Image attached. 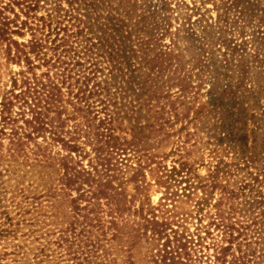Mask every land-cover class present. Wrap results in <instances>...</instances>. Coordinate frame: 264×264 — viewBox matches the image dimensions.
Segmentation results:
<instances>
[{
	"label": "trees",
	"instance_id": "trees-1",
	"mask_svg": "<svg viewBox=\"0 0 264 264\" xmlns=\"http://www.w3.org/2000/svg\"><path fill=\"white\" fill-rule=\"evenodd\" d=\"M51 1L0 0V5L4 4L0 6V40L7 43L5 44L7 56L11 57L12 61L16 59L14 63H25L28 68V72L22 74L20 79L23 91L1 101L0 159L7 157V164L0 169V244L2 243L0 246L5 250L9 248L10 252L3 251L0 254V261L5 256L16 257L20 253L21 261L28 255L25 242L35 237V233H39L41 229L52 227V223L44 224V228L39 226L42 215L41 206L39 208L41 198H46L47 201L49 199L66 201L64 210L68 209V213H63V208L60 206L55 208V214L61 212L65 220L59 228L54 224L52 229L39 234L36 241L39 243L38 252L34 255L33 250L30 251L36 261L32 264L62 262L111 264L105 245L101 243L102 239L95 234V231L107 223L108 231H113V238L116 235L114 230L128 228L127 224L123 225L120 222V219L125 214L131 213L139 216L141 224L132 223L133 226L136 225V229L127 232L126 249L130 253L142 238L156 239L157 245L153 249L155 264H248L252 260L264 259V164L257 163L255 158L248 160L239 157L240 153L234 152L236 147L228 146L224 150L226 154L235 153L239 157L237 160L224 161V156L220 155L215 165L211 163L208 166L205 176H200L192 165L186 162L180 163L177 171L172 168L174 175L181 176L179 184L186 185L184 190L188 191L187 200L194 202L195 214L189 212L184 215L187 218H195L199 224L202 222V217L208 220L206 226L196 227V235L172 232L173 236L170 240V235L166 233L168 228L155 220L156 216L151 209L145 208L140 202L139 208L132 210L135 199L132 196L128 198L123 178L117 177L118 170L114 169L111 161L115 156L120 155V151L125 152L132 142L116 134L113 123L117 121L116 116L119 113L125 114L122 107L129 103L125 98L128 96L130 102L133 101V92L130 93L126 85L130 84L127 75L132 72V68H135V57L131 56L125 62L116 56L117 54L115 55L113 35H107V30L102 32L101 26L105 29L106 25L101 24L99 14L93 13L94 17L90 16L86 19L80 14L82 10L80 4L86 7L92 6V9L96 10L94 4L88 3V0H63L66 9L59 6L56 10L45 9L46 17L37 16V12L44 9L45 5L52 4ZM56 1L59 0L53 3ZM6 9L12 11L13 19L4 18ZM15 10H18V13H15ZM49 11L56 13L54 20L53 17L51 19ZM19 16L24 17V20L18 22ZM159 20L162 24H155L153 30L148 31L150 34L148 38L141 39L136 49L137 53L141 52L145 55L143 60L148 69L144 79L145 81L156 79L157 83L160 74L170 69L171 63L178 60L180 71H183V77L185 76L187 80H181L183 89H180L174 99L171 96L173 94L156 84V89L147 96L144 105L149 109L157 106L160 111L159 122L152 125L153 130L160 137L157 146L170 143L172 137L181 133H184L182 140L186 144L195 136V133L190 132L186 127L187 124L196 119L201 120V117L196 114L186 125L181 124L176 130L172 128L179 118H189L191 108L185 105L187 103L183 102L182 97L185 98L186 90L191 88L188 82L193 79V75L192 71L185 69V64L178 58V53L162 45L161 39L168 34V28L160 32V38L159 28H165L166 23L169 25L170 22L168 18ZM11 24L19 31L25 29L30 31L32 38L26 44L11 42L8 38ZM35 32L40 36H44L45 32L46 35L51 36L53 32L55 35V41H51L54 43L52 49L54 62L50 65V70L56 69V71L39 78L31 73V69L29 70L32 66L31 55L39 57L47 40L36 39ZM60 33L62 35L58 38ZM19 34L23 35L20 32ZM74 44L79 46L78 50ZM11 48L14 49L12 55ZM59 49L61 51L58 53ZM65 57L67 60L71 57L74 61L72 67H78L74 72L77 78L72 84L74 94L70 91L66 99L62 87L71 77L72 69L65 78V69L60 74L56 73L59 68H63V65H69L63 61ZM29 73L31 77L27 76ZM169 80L167 84H170ZM16 82L14 79V88ZM122 99L125 101L123 104L127 105L119 103ZM13 100L14 103L21 102L20 106L31 113V118L24 120L26 127L24 129L11 126L16 124L11 117ZM177 101L182 102L177 104ZM95 102L99 103L100 111L93 110ZM65 104L71 108V112L63 118L62 115L66 113ZM181 105L184 106V110L180 113L178 106ZM99 113H102V116L99 117ZM164 115L168 116L165 121ZM165 124H168L167 127L171 132L165 129ZM7 125L11 126L9 133L5 132ZM39 138L42 139V144L37 142ZM3 139H7L5 154H3ZM81 139L93 146L94 157L90 158L88 168L82 164V160L89 155L84 147L79 145ZM178 140L175 143H180ZM177 144L176 148L179 147ZM55 145H59L64 154H52V147ZM13 158H17L21 167L31 170L26 171L24 177L28 175L27 173L32 174L36 167L46 169L48 163L50 166L51 162H54L59 174L57 185L54 187L44 185L42 193L36 194L30 190L29 184L24 187L23 183L18 182L12 192L14 195L10 198V206L4 205L8 190L7 178L9 175H16L10 170ZM156 158L159 156L150 154L151 163H155ZM44 164L45 166H42ZM210 167L213 169L210 170ZM38 175H41L40 172ZM131 180L136 184L135 191L143 189L139 184L144 180L143 170L133 173ZM216 194L218 198L214 201ZM8 207L15 208L14 216H11ZM43 218L46 216L43 215ZM107 218L108 221L105 220ZM37 227L40 229L37 230ZM212 227L218 232L215 236L210 231ZM201 233L204 234L203 237ZM55 234L56 237L53 238ZM47 237L50 238L46 240ZM39 239L46 241L40 242ZM17 240H23V245L16 244ZM162 240L164 241L160 244ZM206 240H209V243H206ZM206 250H212V254L206 253ZM99 251L102 253L99 254Z\"/></svg>",
	"mask_w": 264,
	"mask_h": 264
},
{
	"label": "rangeland",
	"instance_id": "rangeland-1",
	"mask_svg": "<svg viewBox=\"0 0 264 264\" xmlns=\"http://www.w3.org/2000/svg\"><path fill=\"white\" fill-rule=\"evenodd\" d=\"M53 1L55 0L51 1L52 4H47L44 9L39 10L37 16L46 17L45 9H66L63 0L55 3ZM88 3L94 4L96 10H93L92 6L86 7L84 4H80L82 9L80 14L85 16V19L90 16L94 17L93 13L100 15L101 24L106 25L105 29L101 26L102 32L107 30V35H113L115 55L117 54L116 56L125 62L131 56L135 57V68H132V72L127 75L130 84L129 86L126 85L129 92H133V101L130 102L128 96L125 98L129 102L128 105L123 104L125 102L123 99L119 100L120 104L127 105L122 107L125 114L119 113L116 116L117 121L113 123L116 134L132 142L125 152L120 151V155L115 156L111 161L114 169L118 170L117 177L123 178L128 198L132 196L135 199L132 210L138 209L140 202L144 204L145 208L151 209L156 216L155 220L159 224H165L164 227L168 228L166 233L170 235V240H172V232L196 235V227L206 226L208 220L202 217V222L199 224L195 218H187L184 215L189 212H192V215L195 214L194 202L187 200L188 191L184 190L186 185L184 183L179 184L181 176L174 175L172 168L174 167L177 171L179 164L186 162L192 165L200 176H205L208 166L211 163L215 165L220 155L224 156V161L237 160L242 157L248 160L255 158L257 163L264 164V0H88ZM0 6H4V4ZM15 13H18V10H15ZM48 13L54 20L56 13L53 11ZM153 13L154 15H152ZM3 16L10 20L13 19V13L10 9L4 10ZM163 18L166 20L168 18L170 24L166 23L165 28H159V38L160 32L168 28V34L161 39L162 45L178 53V58L185 64V69L192 71L191 74L193 75V79L188 82L191 88L186 90L185 98L182 97L183 102L187 103L185 105L191 108L189 118H179L172 129H178L181 124L186 125L189 119L194 118L196 114L201 117V120L196 119L187 124L186 127L189 131L195 133L189 143H183L184 133H181L179 136L172 137L170 143L157 146L160 137L153 130L152 125L159 122L160 111L157 106L149 109L144 105L147 96L152 94L157 84L158 87L163 86L165 91L173 94L171 96L174 99L180 89H183L181 80H187L185 76L183 77V71H180L181 66L178 60L171 63L170 69L160 74L157 83L156 79L153 81H145L144 79V74L148 69V67L146 69L143 60L145 55L141 52L137 53L136 49H138L140 40L148 38L150 35L148 31L153 30L155 24L160 23L159 19ZM22 20L24 17L19 16L18 22ZM8 32L9 37H7L10 41L17 44H26L32 38L30 31L26 29L19 31L12 27V24L9 26ZM19 32L23 35L21 36ZM46 34L45 32L44 36H40L38 32H35L36 39L47 40L43 53L39 57L31 55L32 66L29 70L31 69V73H34L38 78L47 73L53 74L56 71V69L50 70V65L54 62L52 51L54 43L51 41H55V35L54 32L51 33V36ZM61 35L62 33L58 38ZM5 44L7 43L0 40V112L3 98L10 99L11 95H17L23 91L20 79L22 74L28 72L25 63H14L16 59L12 61V58L7 56ZM74 47L76 50L79 48L76 44ZM163 49L165 50L164 47ZM11 50L12 55L14 49L11 48ZM60 51L61 49L58 50V53ZM63 61L69 65H63V68L58 69L57 74L65 69V78L69 74V70L72 69L71 77L66 80L62 87L66 99L70 91L74 94L72 84L77 78L74 72L78 70V67H72L74 61L71 57L69 60L65 57ZM56 64L58 65V63ZM27 76L31 77V74L29 73ZM14 79L17 81L15 88ZM168 80L170 84H167ZM172 98L171 100H173ZM14 102L15 100H13V107L11 108V117L16 121V124H11V126L24 129L26 128L24 120L30 119L31 113L25 107L20 106L21 102ZM179 102L182 101H177V104ZM178 107L181 113L184 106ZM100 108L99 103L95 102L93 110L100 111ZM125 108L127 109L125 110ZM65 109L66 113L62 115L63 118L71 112V108L67 104H65ZM100 116L102 113H99ZM167 117L164 115V121ZM71 125L72 123H70ZM11 126L7 125L5 132L9 133ZM167 126L168 124H165V129L171 132ZM176 140L180 143H175ZM37 142L42 144V139H37ZM80 142L79 145L84 147L89 155L82 160L83 166L88 168L90 158L94 157L93 146L84 142V139H81ZM2 143L3 154H5L7 139H3ZM82 143L87 145H82ZM176 144L179 146L178 148H176ZM228 146L236 147L234 152L240 153L239 157L233 152L226 154L225 150ZM217 148L218 152L216 153ZM51 153L64 154L59 145L53 146ZM150 154L159 156L155 159V163H151ZM6 160L7 157L0 159V169L7 164ZM12 160L10 170L16 175H9L7 178L9 181L6 186L8 190L3 202L4 205L10 206V198L14 195L12 192H14V187L18 182L23 183L24 187L29 184L30 190L36 194L42 193L44 185H53V187L57 185L59 174L54 162H51L50 166L48 163L46 169L36 167L32 174L27 173L28 175L24 177L25 172L31 170L24 166L21 167L17 158ZM141 169L144 180L140 181L139 184L143 186V189L135 191L134 186L136 184L131 180V177L133 173H138ZM209 169L212 170L213 167ZM38 172L42 176L38 175ZM17 193L19 192L17 191ZM73 195H75L74 192ZM217 198L218 194L214 195V201ZM39 202H41L39 208L41 206L40 214H42L39 226L44 228V224L52 223V227L48 226L41 229L39 233H35V237L29 238L25 242V244L27 243L28 255L23 257L21 261L20 256L22 255L20 253L16 257L5 256L1 259V264L35 263L33 258L38 252L39 243L36 241L39 234L52 229L54 224L59 228L65 220L61 212L58 215L55 214V208L60 206L63 208V213H68V209L64 210L66 201L60 199L47 201L46 198H41ZM14 209L8 207L11 216L15 214ZM43 215L46 218H43ZM105 220L108 221V218ZM120 222L123 225L127 224L128 228L114 230L116 235L113 238V231H108L109 225L107 223L95 231V234L102 239L101 243L105 245L107 257L112 261L111 264H155V259H153L155 250L153 249L157 245L156 239L142 238L140 242L134 245L130 253L126 249L128 243H126L125 236L131 229H136V225H132L133 222L141 224L139 216H134L133 213L125 214ZM39 229L37 227V230ZM210 231L214 236L218 233L213 230V227ZM201 236L203 237L204 234L201 233ZM55 237L56 234L53 238ZM49 238L47 237L46 240ZM46 240L39 239L40 242L43 241L44 243ZM22 242L23 240H17L16 244L23 245ZM206 243H209V240H206ZM2 247L0 246V254L3 251L10 252L9 248L7 251ZM31 250H33L34 255L30 252ZM98 253L101 254L102 252L99 251ZM206 253L211 255L212 250H206ZM248 264H264V259L252 260Z\"/></svg>",
	"mask_w": 264,
	"mask_h": 264
}]
</instances>
